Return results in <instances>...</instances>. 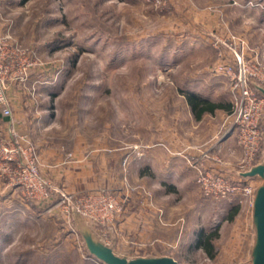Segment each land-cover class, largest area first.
I'll return each instance as SVG.
<instances>
[{
    "label": "rangeland",
    "instance_id": "374dc122",
    "mask_svg": "<svg viewBox=\"0 0 264 264\" xmlns=\"http://www.w3.org/2000/svg\"><path fill=\"white\" fill-rule=\"evenodd\" d=\"M0 37L37 63L8 80L13 122L0 114V264H103L80 221L128 258L249 262L252 206L206 198L196 166L241 161L222 143L223 69L236 53L264 67V0H0ZM182 92L230 109L197 121ZM30 148L41 181L23 188ZM214 232L209 258L197 242Z\"/></svg>",
    "mask_w": 264,
    "mask_h": 264
},
{
    "label": "built area",
    "instance_id": "2783aa9c",
    "mask_svg": "<svg viewBox=\"0 0 264 264\" xmlns=\"http://www.w3.org/2000/svg\"><path fill=\"white\" fill-rule=\"evenodd\" d=\"M235 57L236 61L223 69L229 78L233 97L230 129L227 133L235 135L238 147L242 151V158L237 167L233 168L230 177L208 170L199 163L196 166L197 182L206 198L222 200L238 196L240 203L248 202L252 206V197L257 186L250 178H242L239 174L248 172L264 158V96L252 85L256 83L264 87V67L257 63L255 65L247 63L238 53ZM36 65L29 55L21 52L16 45L10 44L6 38L0 37V114L11 123L13 122L9 97L11 85H8V80H15L19 75L26 78L27 72ZM29 150L30 153L25 155L24 166L20 165L23 170L22 174H19V185L24 186L23 188H36V182L40 180L38 161L35 151L31 148ZM14 159L8 160L11 162ZM111 203L104 202L98 211V215L105 221H109L120 211L117 203Z\"/></svg>",
    "mask_w": 264,
    "mask_h": 264
},
{
    "label": "water",
    "instance_id": "95a60500",
    "mask_svg": "<svg viewBox=\"0 0 264 264\" xmlns=\"http://www.w3.org/2000/svg\"><path fill=\"white\" fill-rule=\"evenodd\" d=\"M252 85L264 96V88L262 86L256 83H252ZM239 176L250 179L256 178L260 181L252 197L251 226L253 243L250 249L249 262L241 264H264V158L260 164L254 166L248 172L239 174ZM78 223V230L84 237L88 251L103 264H180L169 256H138L128 258L124 255H118L114 251V239L113 243L108 245L93 233L84 222L80 221Z\"/></svg>",
    "mask_w": 264,
    "mask_h": 264
},
{
    "label": "trees",
    "instance_id": "16d2710c",
    "mask_svg": "<svg viewBox=\"0 0 264 264\" xmlns=\"http://www.w3.org/2000/svg\"><path fill=\"white\" fill-rule=\"evenodd\" d=\"M185 97L191 112L195 118V120L200 121L207 114H215L218 110H228L230 109L229 105H224L222 103H216L210 101L206 98H203L193 92H182ZM239 207L234 208L232 213L227 218L228 221H232L234 217L238 214ZM218 238L216 232L210 233L207 235L201 234L198 237V247L202 249L209 258L213 257L214 244L213 241Z\"/></svg>",
    "mask_w": 264,
    "mask_h": 264
},
{
    "label": "crops",
    "instance_id": "0c3cea01",
    "mask_svg": "<svg viewBox=\"0 0 264 264\" xmlns=\"http://www.w3.org/2000/svg\"><path fill=\"white\" fill-rule=\"evenodd\" d=\"M4 121L8 122L9 120L7 118H4ZM222 143H225V144L226 143H230V166H231V162H232L231 160L235 158L236 154L242 155V151H241L240 148L238 149L237 147H234L235 144H237L235 135H229V136L225 137L223 139ZM221 147H222V145L219 146L218 149H220ZM211 167H212L213 171H215V172H219V173L226 172V173H229L228 171H225V169H223L219 163H215V164L211 163ZM232 173H233V168L230 167V175Z\"/></svg>",
    "mask_w": 264,
    "mask_h": 264
}]
</instances>
